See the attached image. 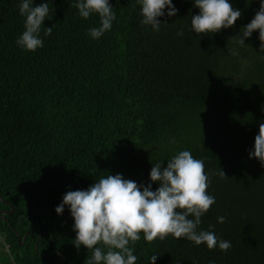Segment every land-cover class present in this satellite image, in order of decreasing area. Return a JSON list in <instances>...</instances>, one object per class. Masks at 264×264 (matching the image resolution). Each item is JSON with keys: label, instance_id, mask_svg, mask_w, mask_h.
<instances>
[{"label": "trees", "instance_id": "trees-1", "mask_svg": "<svg viewBox=\"0 0 264 264\" xmlns=\"http://www.w3.org/2000/svg\"><path fill=\"white\" fill-rule=\"evenodd\" d=\"M21 2L0 0V264H85L70 210L55 211L64 194L109 174L156 190L153 165L183 150L204 161L216 200L198 231L231 248L141 233L136 264H264V165L249 158L264 122V51L258 31L243 46L229 39L260 0H229L242 17L206 36L191 31L193 0H173L179 11L166 9L158 32L141 23L138 0H110L116 19L99 39L89 35L98 14L82 18L78 0H34L48 3L53 27L35 52L16 43Z\"/></svg>", "mask_w": 264, "mask_h": 264}, {"label": "clouds", "instance_id": "clouds-1", "mask_svg": "<svg viewBox=\"0 0 264 264\" xmlns=\"http://www.w3.org/2000/svg\"><path fill=\"white\" fill-rule=\"evenodd\" d=\"M138 3L142 6L141 23L157 32L161 23H167L159 19L165 16L166 9L169 17L176 16L179 11L173 0H138ZM193 3L199 13L191 16V31L198 36L234 28L242 17L241 10L234 8L229 0H193ZM75 7L84 19L98 14L100 26L89 30L93 39L111 30L116 13L110 0H78ZM19 13L25 17V30L16 43L26 51L35 52L44 46L40 33L45 28V20L50 19L49 5L43 2L34 6V0H22ZM52 28H45L44 34L51 35ZM256 31L261 51H264V0H260V8L251 22L229 39L243 46L245 39ZM177 35L183 36V30ZM230 54L236 55L233 50ZM249 158L264 165V122L259 124ZM216 175L227 177L222 168ZM150 179L159 185L156 190L151 183L145 186L125 179L122 174H109L97 179L87 190H70L64 194L55 211L62 215L65 206L70 210L76 233L73 243L77 250L84 246L90 253L85 264H136L138 257L130 245L141 239V233L147 242L157 238L164 240L171 235L196 246L206 244L209 250L218 247L227 252L231 248V242L218 237L214 231H198L201 218L216 203L215 197L207 191L212 181L203 160L194 158L188 150L180 151L166 162V166L163 161L153 165ZM218 222H225V217H218ZM157 258L151 257V264H156Z\"/></svg>", "mask_w": 264, "mask_h": 264}, {"label": "water", "instance_id": "water-1", "mask_svg": "<svg viewBox=\"0 0 264 264\" xmlns=\"http://www.w3.org/2000/svg\"><path fill=\"white\" fill-rule=\"evenodd\" d=\"M0 200L1 201H4L1 197H0ZM13 210V208L11 207V210H10V212ZM4 213H7L8 211H3ZM2 214V213H1ZM4 218V217H3ZM5 219V218H4ZM14 231H15V233L18 235V232L14 229ZM40 234H41V232H40ZM25 237H26V235H24V237H23V241H24V239H25ZM22 241V242H23ZM37 245H38V241H36L35 242V248H36V250H37Z\"/></svg>", "mask_w": 264, "mask_h": 264}, {"label": "built area", "instance_id": "built-area-1", "mask_svg": "<svg viewBox=\"0 0 264 264\" xmlns=\"http://www.w3.org/2000/svg\"><path fill=\"white\" fill-rule=\"evenodd\" d=\"M0 243L4 245V249L5 251L8 250V246L6 245V243L4 242L3 238L0 236Z\"/></svg>", "mask_w": 264, "mask_h": 264}]
</instances>
